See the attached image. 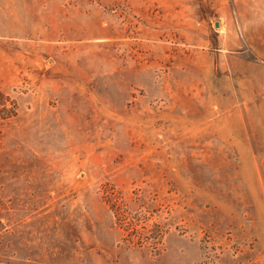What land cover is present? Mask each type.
I'll list each match as a JSON object with an SVG mask.
<instances>
[{"label": "rangeland", "instance_id": "374dc122", "mask_svg": "<svg viewBox=\"0 0 264 264\" xmlns=\"http://www.w3.org/2000/svg\"><path fill=\"white\" fill-rule=\"evenodd\" d=\"M0 91V218L31 249L58 211L66 264H264V0H0Z\"/></svg>", "mask_w": 264, "mask_h": 264}, {"label": "trees", "instance_id": "16d2710c", "mask_svg": "<svg viewBox=\"0 0 264 264\" xmlns=\"http://www.w3.org/2000/svg\"><path fill=\"white\" fill-rule=\"evenodd\" d=\"M16 114V103L7 94L0 91V117L7 118ZM104 199L109 203L111 211L115 215V221L123 228H131L123 239L127 242L149 245L154 253L159 252L161 236L163 234L160 222L143 223L131 226L129 206L121 191L105 193ZM60 212V211H59ZM59 218L52 220L50 224L43 225L42 234L34 249L33 245L21 242V235L12 228V225L0 218V264H66L73 259L88 261L87 249L82 246L80 232L77 228V218H69L68 213L59 214ZM6 215H4V218ZM136 218V216H134ZM138 218H136L137 220ZM47 218H42L35 228ZM75 220V221H74ZM138 223L135 221L133 225ZM12 224V223H11ZM8 226V227H7ZM9 228V229H8ZM83 252V253H82Z\"/></svg>", "mask_w": 264, "mask_h": 264}]
</instances>
